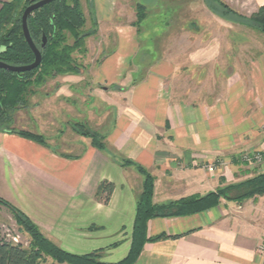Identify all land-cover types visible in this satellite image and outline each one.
<instances>
[{
  "label": "crops",
  "instance_id": "crops-1",
  "mask_svg": "<svg viewBox=\"0 0 264 264\" xmlns=\"http://www.w3.org/2000/svg\"><path fill=\"white\" fill-rule=\"evenodd\" d=\"M9 1L0 0V8ZM123 1L81 0V4L87 14L91 9L97 36L108 26L113 30V49L97 63L94 77L100 93L108 92L110 85L119 87L121 101L113 105L107 146L155 178L153 202L202 196L264 172V160L255 165L241 158L244 153L264 152V56L251 64L246 76L236 74L235 82L230 81L233 87L227 82L215 100L176 94L167 83L178 69L173 59L155 55L141 76L127 66L123 71L118 68L125 60L134 61L139 46L138 30L125 17L135 14L140 0L129 8V1ZM241 1L254 11L264 6V0ZM189 59L205 63L209 58L192 54ZM103 180L114 184L107 204L95 198ZM142 181L135 166H121L90 141L81 153L69 156L0 131V198L67 252L104 250L102 261L110 263L124 258ZM146 231L147 236L170 237L145 243L133 264H264L259 253L264 241V195L242 201L220 198L202 212L151 218Z\"/></svg>",
  "mask_w": 264,
  "mask_h": 264
},
{
  "label": "rangeland",
  "instance_id": "rangeland-1",
  "mask_svg": "<svg viewBox=\"0 0 264 264\" xmlns=\"http://www.w3.org/2000/svg\"><path fill=\"white\" fill-rule=\"evenodd\" d=\"M128 1V8L135 5V0ZM219 1L230 11L225 12ZM219 1L140 0L145 4L146 17L136 27L139 34L137 53L134 61L127 63L125 60L118 68L123 71L127 66L132 72L139 71L138 76H141L155 55L173 59L178 69L167 83L176 94L215 100L223 93L227 82H235L236 74L246 76L251 64L264 56V33L249 20L255 12L251 4L241 0ZM125 18L127 23L133 24L136 11ZM112 31L108 26L101 35L88 38L85 54L74 52L73 57L83 67L78 74L60 75L37 87L36 93L28 97L29 105L14 113L12 128L37 131L47 146L69 156L81 153L85 143L90 141L74 130L75 124L104 136L107 145L106 135L114 117L113 105L121 101L117 93L119 87L107 85L109 91L100 93L94 77L97 63L113 49ZM192 54H205L209 59L205 63H193L189 59ZM101 84L104 86L106 82ZM61 86L64 89L59 92ZM263 160L264 155L254 164L259 165ZM0 227L5 237L8 234L9 238L17 239L15 244L29 247L30 237L2 205ZM50 262L47 258L41 264Z\"/></svg>",
  "mask_w": 264,
  "mask_h": 264
},
{
  "label": "trees",
  "instance_id": "trees-1",
  "mask_svg": "<svg viewBox=\"0 0 264 264\" xmlns=\"http://www.w3.org/2000/svg\"><path fill=\"white\" fill-rule=\"evenodd\" d=\"M219 1V0H218ZM30 0H11L4 2L0 8V61L11 65H27L34 61V54L28 46L21 28V16ZM225 12L230 10L219 1ZM90 6V5H89ZM87 14L81 0H53L34 10L28 17V29L34 44L41 51L40 64L26 72H9L0 68V131L16 133L46 145L44 138L27 130L12 128L14 113L26 108L30 95L36 93L37 87L44 85L49 79L59 75L78 74L82 70L73 57L74 52L85 54L86 41L96 36L98 24L91 9ZM136 20L138 26L146 17L145 7L136 4ZM249 20L264 33V6L252 13ZM43 37L46 38L41 47ZM69 38L72 39L69 42ZM79 129L77 130V127ZM74 130L83 137L90 138L91 145L106 152L121 166L133 165L143 177L141 192L136 199V213L132 226L131 243L124 258L117 262H104V250L87 254L67 252L45 237L39 228L20 210L6 200L0 198V205L7 208L17 224L30 237L29 247L6 239L0 227V264H41L47 258L49 264H133L147 242L168 238L165 234L147 236V221L155 217H176L202 212L219 203L220 198L242 201L264 195V172L238 184L219 187L205 195H190L164 204L153 202L155 178L143 167L129 159L119 157L117 152L105 143V137L99 136L84 127L75 124ZM251 154V153H250ZM114 184L103 180L98 185L95 198L103 204L109 202ZM177 238L178 235L171 236Z\"/></svg>",
  "mask_w": 264,
  "mask_h": 264
},
{
  "label": "water",
  "instance_id": "water-1",
  "mask_svg": "<svg viewBox=\"0 0 264 264\" xmlns=\"http://www.w3.org/2000/svg\"><path fill=\"white\" fill-rule=\"evenodd\" d=\"M30 1L31 2L25 7V9L22 13L21 28H22L23 36H24L28 46L30 47V49L32 50V52L34 54V61L30 64H27V65H11V64H7L5 62L0 61V68L7 70L9 72L19 73V72L30 71V70L36 68L41 62L42 54H41V51L39 50V48H37V46L34 44L32 38H31L29 29H28L27 20H28V17L31 15V13L34 10L52 2L53 0H30ZM45 43H46V38L43 37V42L41 44V47H44Z\"/></svg>",
  "mask_w": 264,
  "mask_h": 264
},
{
  "label": "built area",
  "instance_id": "built-area-1",
  "mask_svg": "<svg viewBox=\"0 0 264 264\" xmlns=\"http://www.w3.org/2000/svg\"><path fill=\"white\" fill-rule=\"evenodd\" d=\"M263 155H264V152H262V154H261V152H258V153H255V155H254V153H251V154H243L241 156V158L245 162H248V163L249 162L250 163H256V162L260 161V159H262ZM6 239L11 240L14 243L17 241V239L15 237L9 238V235L8 234H6ZM259 253H261L262 255H264V241L259 246Z\"/></svg>",
  "mask_w": 264,
  "mask_h": 264
}]
</instances>
